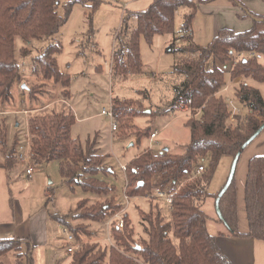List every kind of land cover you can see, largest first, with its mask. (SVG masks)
<instances>
[{
    "label": "trees",
    "instance_id": "obj_1",
    "mask_svg": "<svg viewBox=\"0 0 264 264\" xmlns=\"http://www.w3.org/2000/svg\"><path fill=\"white\" fill-rule=\"evenodd\" d=\"M88 1L92 3L91 17L102 0ZM59 4L60 0H0V101L9 97L12 84L21 77L15 56L17 37L30 44L33 40H46L47 44L35 58L33 73L60 82L63 87L69 84L68 74L59 70L56 57L61 50L56 35L67 19V13L64 17L58 13ZM179 7L188 10L179 27V37L188 41L180 48H172L185 57L172 64L171 73L179 78L173 86V99L181 100L189 111L185 121L190 131L189 141L181 153L165 147L144 149L126 164L124 171L127 196L151 200L155 198V187L171 193L168 214L159 207L156 208L160 211L154 213L152 205L150 211L141 213L145 236L137 242L131 221L124 213L122 228L115 221L111 223L108 235L112 244L108 241L102 245L98 240L86 242L71 254L68 264H233L218 247L214 234L207 230L209 216L201 205L210 195L217 197L219 191L210 193L208 185L220 159L229 156L232 160L264 123V98L252 84V81L264 82V16L253 14L251 27L244 31L221 28L207 45L201 46L190 37L197 11L194 0H153L145 10H124L111 59L114 78L141 73L140 38L150 43L155 35L174 34L175 12ZM21 49H25L24 53L28 50ZM248 51L254 55L238 57L233 63L234 53ZM227 63H230L228 71ZM227 73L230 79L238 78L231 97L228 92L220 93L226 85ZM230 99L237 105L233 115ZM111 110L114 120L128 134L135 135L137 141L144 136L149 138L153 132L148 124L137 127L132 123L137 116L157 114L156 109L147 110L141 98H112ZM164 112L160 114L167 115ZM74 121L75 116L64 111L30 116L27 125L31 160L35 164L57 160L62 180L71 189L77 185L86 192L108 196L92 203L87 198L81 199L70 213L75 220L104 222L122 210L123 205L116 200V186L99 176L109 168L105 155L98 152L96 138L82 144L71 137ZM4 135L3 130L1 142ZM15 146L6 150L4 161L0 162L7 172L18 161ZM205 157L209 159L208 165L196 175L195 169ZM244 203L248 229L241 232L234 176L219 199L227 224L226 234L264 240V154L253 155L248 160ZM51 216L78 240L81 233H87L86 226L72 225L67 219L69 215ZM10 253L13 264H33L28 238H1L0 264H5L2 257Z\"/></svg>",
    "mask_w": 264,
    "mask_h": 264
},
{
    "label": "rangeland",
    "instance_id": "obj_2",
    "mask_svg": "<svg viewBox=\"0 0 264 264\" xmlns=\"http://www.w3.org/2000/svg\"><path fill=\"white\" fill-rule=\"evenodd\" d=\"M91 4L88 0H60L57 9L63 17L67 13V19L56 35L61 45V50L56 56L58 68L63 74H68L67 86L63 87L60 82L43 79L33 73L35 58L41 47L47 44L46 40H33L30 44L23 42L19 37L15 39V56L21 69V77L12 84L9 97L0 101V133L3 130L5 133L4 141H0V161L4 158V149L9 150L16 143L15 147L18 149L20 144L26 143V137L29 135L27 121L30 116L52 111L70 113L75 116L70 129L71 137L78 139L82 144L87 139L96 138L98 152L105 155V163L112 169L100 173L99 176L116 186V200L124 206L126 199L123 188L126 179L120 165L127 164L147 147L161 150L167 146L171 152L181 153L190 138L189 128L185 125L189 111L181 100L173 99V86L178 84L179 78L171 73L172 64L185 57V54L177 50L172 51L173 46L170 45L173 43L175 48H180L187 43L188 39L179 37V27L183 14L188 10L186 7L176 10L175 35H155L150 43L141 37V73L116 79L110 71L111 57L115 35L121 25L123 7L118 3L102 0L90 17ZM130 23L134 26V18L130 19ZM209 24L205 19L204 22H198V33L192 27L196 44L205 46L211 41ZM168 44L171 48L167 47ZM22 47L28 50L24 53L25 49H21ZM226 65L228 71L230 63ZM252 83L259 87L264 95V82ZM228 95L231 97V91ZM57 96L61 97V101L55 100ZM112 98H141L147 110L156 109L157 114L137 116L133 123L137 127L148 124L153 130L160 129L159 140L152 143L144 136L137 141L135 135L128 134L114 118L101 114L103 108L110 109ZM163 112L167 115L160 114ZM15 122L19 125L16 126ZM112 122L117 123V129L112 130ZM229 158L223 156L220 159L209 182V192H218L224 185L231 166ZM208 162V157L201 159L204 166L208 165ZM27 166L34 170L31 177L25 174ZM73 187L71 189L70 185L63 182L57 160L44 164L31 161L27 164L18 160L8 172L0 168L1 226L18 223L21 217L22 220L32 221L33 228L37 227L43 232V237L32 248L33 264H68L69 255L66 254L64 246L62 225L51 214L69 215L67 219L72 225L86 226L87 233H81L80 236L85 243L98 240L102 245L108 241L112 244L105 221L75 220L70 214L75 211L81 199L87 198L88 202L92 203L95 200L102 201L108 196L86 192L77 185ZM151 205L155 206L152 209L154 213L161 210L168 214L166 203L161 199L150 200L134 196L127 200L126 214L134 228L137 242L145 236L140 214L150 211ZM205 211L213 218L216 217L214 209ZM207 226L212 234L218 226L223 228L216 219L215 222L209 220ZM2 260L5 264H13V254L2 257Z\"/></svg>",
    "mask_w": 264,
    "mask_h": 264
},
{
    "label": "crops",
    "instance_id": "obj_3",
    "mask_svg": "<svg viewBox=\"0 0 264 264\" xmlns=\"http://www.w3.org/2000/svg\"><path fill=\"white\" fill-rule=\"evenodd\" d=\"M152 1L153 0H118L115 3H118V5H121V7H123L122 8L123 11L127 10L129 12H136V11L145 10L152 3ZM194 1L197 3V11H196L195 17L192 20V27H194L195 31H197L198 33L197 24L198 22H204V19H205L207 23H210L209 32H210L211 39L218 33V31L221 28H231V29H234L235 31L247 30L252 25V21H253L252 15L253 14L264 16V0H225L223 2L222 0H207V1H200V2L199 0H194ZM230 2L232 4H230ZM191 32L192 33H190V37L194 41L193 29ZM167 43H168V40L165 42V46ZM172 44L173 43H171L170 45ZM226 80H227L226 85L223 88V90L220 91V93L228 92L230 94V91H232V88L238 82V78L230 79L228 75ZM257 88L259 89V87ZM262 96L264 98V95ZM60 99L61 97L57 96V99L55 100L61 101ZM236 106L237 105H235V107ZM15 125L18 126L19 123L15 122ZM155 130L158 132L156 136V141H158L159 140L158 135H159L160 129H154L153 131ZM167 148L169 149V147ZM6 150L7 148L4 149L5 151L4 158H5ZM15 150H17L16 147H15ZM259 154H264V128L260 131L257 137H255V139H253V141H251L241 151L239 155V159L237 161L236 169H235L234 176H235L236 190H237V211H238L239 229L241 232H246L248 229L247 216H246L245 203H244V184H245V179H246V174H247L248 160L253 155H259ZM4 158L0 162H3ZM231 161L232 160L229 158L230 164H231ZM122 165L126 166V164L120 165V168L123 171H125V169L121 167ZM0 168L5 170V168L3 167H0ZM111 170L112 169H109V171ZM123 193H124V188H123ZM128 197L130 198L131 196H128ZM126 206H127V202L123 206L122 213H126ZM201 206L204 211L205 209L210 210L212 208V210L214 209V211L216 212L215 197L213 195H210L209 197H207L205 200L202 201ZM167 210H169L168 206H167ZM205 212L207 213V211ZM207 215L209 216L207 222L209 220L215 222V219H216V221L220 222V224L222 225L223 228H220L218 226L217 230L214 233L215 241L218 247L221 249V251L229 258V260L233 262V264H264V240L263 239H258L254 237L229 236L226 234L227 232L226 225L217 218V214L215 218H213L211 214L209 215L207 213ZM19 219L20 221L18 223L13 222L10 225H3V226H1L2 224H0V239L1 238H11V237L23 238L27 236L28 239L30 240L31 256H32V248L36 245L39 239L43 237V232L38 230L37 227L33 228L32 221L28 222V220H22L21 217ZM206 227L208 230L207 223H206ZM80 240H83V239H80ZM64 246H65V243H64ZM66 254L69 255V259H68V263H69L71 254L67 252Z\"/></svg>",
    "mask_w": 264,
    "mask_h": 264
},
{
    "label": "built area",
    "instance_id": "obj_4",
    "mask_svg": "<svg viewBox=\"0 0 264 264\" xmlns=\"http://www.w3.org/2000/svg\"><path fill=\"white\" fill-rule=\"evenodd\" d=\"M111 2H117L118 0H109ZM254 55L253 52L251 51H248L247 53H234V56H233V63L236 61V59L238 57H241V56H252ZM256 56L258 58H260V54H256ZM226 90V88H225ZM230 104H231V107H232V115L234 113V111L236 110V107L235 105L233 104L232 100L230 99ZM26 112V111H25ZM101 114L105 115V116H109L113 119V114H112V110H111V107L110 109H106V108H103L100 112ZM112 129L115 130L117 129V123L116 122H112ZM158 132L155 130L153 132H151L150 136H149V141L150 142H156V136H157ZM150 148V147H149ZM16 155H17V158L19 161L23 162V163H29L30 161L32 162L31 160V156H30V148H29V135H27L26 137V143L25 144H20L18 146V149L16 151ZM30 159V161H29ZM123 169L126 168L125 165H122L121 166ZM204 171V165L203 164H200L196 169H195V174H199L201 172ZM34 173V170L31 166H27L26 169H25V174L28 176V177H31ZM153 196H155V198L157 199H161L163 200L168 208L170 207L171 205V202H172V194L163 190V189H160L158 187H155L153 189ZM125 199H126V202L127 200L129 199V197L127 195H124ZM123 209L121 211H119L118 213H116L113 217L107 219L105 221V223L107 224V228H108V231L110 229V226H111V223L113 221L116 222V225L118 228H122L123 227V224H124V221H123V216H124V213H122ZM62 232L65 236V247H66V252L69 253V254H72L75 250H77L80 246H82L85 242L83 240H78L75 238V236L73 235V233L67 228V227H64L62 226Z\"/></svg>",
    "mask_w": 264,
    "mask_h": 264
},
{
    "label": "water",
    "instance_id": "obj_5",
    "mask_svg": "<svg viewBox=\"0 0 264 264\" xmlns=\"http://www.w3.org/2000/svg\"><path fill=\"white\" fill-rule=\"evenodd\" d=\"M264 128V123L261 124V126L256 130V132L253 134V136L244 144L247 145L249 144V142H251L259 133L260 131ZM168 149L167 147H165V150ZM241 152H238L234 158L232 159V162H231V166H230V170H229V173H228V176H227V179L224 183V185L222 186V188L220 189V191L218 192L217 194V197L215 198V210H216V214H217V217L222 220V222L227 226L226 222L224 221L223 219V216L221 214V211H220V208H219V199L221 197V195L226 191V189L228 188V186L231 184L232 180H233V177H234V174H235V169H236V165H237V161L239 159V155H240Z\"/></svg>",
    "mask_w": 264,
    "mask_h": 264
}]
</instances>
